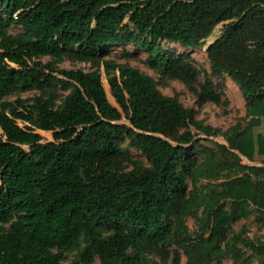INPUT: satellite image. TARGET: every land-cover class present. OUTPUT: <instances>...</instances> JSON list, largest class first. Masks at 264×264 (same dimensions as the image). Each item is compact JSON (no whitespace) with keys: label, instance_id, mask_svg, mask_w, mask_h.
Instances as JSON below:
<instances>
[{"label":"trees","instance_id":"obj_1","mask_svg":"<svg viewBox=\"0 0 264 264\" xmlns=\"http://www.w3.org/2000/svg\"><path fill=\"white\" fill-rule=\"evenodd\" d=\"M220 24L197 90L193 58L168 46L198 49ZM117 46L199 103H220L210 75L229 78L245 127L203 125ZM263 123L264 0H0V264H264V235L233 232L248 215L264 232V165L242 162L264 157Z\"/></svg>","mask_w":264,"mask_h":264},{"label":"rangeland","instance_id":"obj_2","mask_svg":"<svg viewBox=\"0 0 264 264\" xmlns=\"http://www.w3.org/2000/svg\"><path fill=\"white\" fill-rule=\"evenodd\" d=\"M19 29L17 27L11 26L9 31L11 33L17 32ZM222 25H218L213 33L207 38L204 45L198 49H185L178 45L171 44L168 46L169 49L174 50L179 53H188L194 60V65L198 70V84H195V89L199 90V84L204 81V79L211 73L210 64L207 58L206 49L209 44H211L221 33ZM111 52V57L117 62H124L125 58L124 53H131L134 55V59H129L128 63L136 68H138L143 73H146L150 76H153L158 82V89L163 95L176 97L179 102L186 108H191L194 113L196 120L203 123L205 126H212L221 130L222 132L228 130H236L245 127L246 123L249 120L247 116L246 106L244 99L242 98L238 87L227 77L217 78L215 76H209L213 82L217 84V89L220 92V103L212 104V103H199L197 99V94L191 91L188 87L182 84L179 81H166L159 78V75L149 69L143 61L146 58V55L142 52H139L132 46H117L109 49ZM44 62L49 61L48 57H44L42 59ZM59 68L71 69V68H85L88 69L89 66L83 63H73L68 60H65L61 63H58ZM103 85L106 90L108 99L113 102V99L109 92V87L106 82V78L103 75ZM35 91L24 92L18 94L16 96H10L6 99L13 100L16 97L28 98L35 95ZM21 126L23 124L19 122ZM255 134L258 132H264V123L255 128ZM43 137V141H51L52 140V132L50 131H41L38 130ZM217 142L225 143L222 137L214 138ZM226 144V143H225ZM133 157L139 161L143 160L137 152L134 150H130ZM242 162L248 165H264V157L256 156L254 162H250L245 158H242ZM186 224L189 228L191 234L197 231L196 222L193 218L186 219ZM244 226L247 228V235L251 238L256 236H263V230H260L257 224L254 222V216L248 215L245 219H241L233 225V232H239L240 228ZM180 264H185L186 259L182 253H180ZM248 253H246L245 257H247ZM245 257L240 263L237 264H259L256 259L253 257ZM73 258L72 255L69 256L68 261ZM92 264H100L99 260H95ZM213 264H233V259L228 257L226 259L221 260L219 263Z\"/></svg>","mask_w":264,"mask_h":264}]
</instances>
